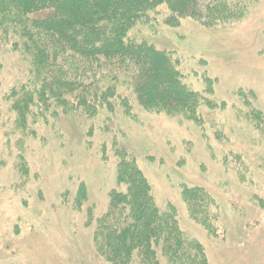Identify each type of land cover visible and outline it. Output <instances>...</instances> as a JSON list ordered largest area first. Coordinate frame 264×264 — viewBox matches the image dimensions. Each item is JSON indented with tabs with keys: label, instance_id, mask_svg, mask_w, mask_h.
<instances>
[{
	"label": "rangeland",
	"instance_id": "1",
	"mask_svg": "<svg viewBox=\"0 0 264 264\" xmlns=\"http://www.w3.org/2000/svg\"><path fill=\"white\" fill-rule=\"evenodd\" d=\"M229 1L237 16L210 27L182 18L151 37L201 95L196 120L134 105L128 116L109 114L107 136L96 126L86 135L95 119L81 116L50 120L34 136L16 128L5 96L27 63L0 40V264H107L93 231L117 186L112 140L128 148L156 206L173 210L208 264H264V0ZM182 187L207 196L195 204L208 227L190 217Z\"/></svg>",
	"mask_w": 264,
	"mask_h": 264
},
{
	"label": "trees",
	"instance_id": "2",
	"mask_svg": "<svg viewBox=\"0 0 264 264\" xmlns=\"http://www.w3.org/2000/svg\"><path fill=\"white\" fill-rule=\"evenodd\" d=\"M235 4L229 0H0V40L9 42L27 63L26 78L5 96L15 113L16 128L28 126V135L34 136L36 127L50 120L81 116L95 119V124L86 125V135H92L96 126L100 135L107 136L109 114L116 109L128 116L134 105L196 120L201 95L183 83L173 52L158 48L151 37L182 18L210 27L237 16L240 9ZM146 26L148 30H142ZM105 147L102 144L104 154ZM109 149L117 161V186L109 192L106 211L94 220L97 254L107 264H208L202 244L180 230L173 210L156 206L151 185L128 148L112 140ZM198 191L182 187L181 193L190 217L204 226L195 203L207 196ZM78 192L84 199L83 188ZM192 193L198 195L195 202Z\"/></svg>",
	"mask_w": 264,
	"mask_h": 264
}]
</instances>
